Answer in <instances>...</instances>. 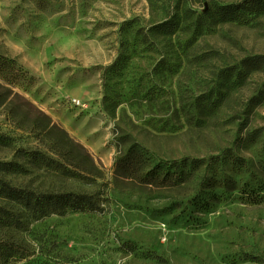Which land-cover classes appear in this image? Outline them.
I'll return each instance as SVG.
<instances>
[{"label":"rangeland","instance_id":"1","mask_svg":"<svg viewBox=\"0 0 264 264\" xmlns=\"http://www.w3.org/2000/svg\"><path fill=\"white\" fill-rule=\"evenodd\" d=\"M239 1L0 0V133L41 148L15 122L38 111L93 172L86 183L27 165L5 180L101 198L99 211L32 221L16 235L29 251L17 264H264V70L239 77L242 59L264 54V14H206ZM167 20L174 32L157 33ZM133 145L130 175L118 164ZM185 157L204 162L187 163L182 182L134 177Z\"/></svg>","mask_w":264,"mask_h":264},{"label":"trees","instance_id":"2","mask_svg":"<svg viewBox=\"0 0 264 264\" xmlns=\"http://www.w3.org/2000/svg\"><path fill=\"white\" fill-rule=\"evenodd\" d=\"M206 14L209 15L213 24L231 23L240 19L242 23H247L264 14V0H242L231 4L216 5L209 7ZM153 28L159 34L168 35L174 32L176 24L167 20ZM4 63L0 55V67ZM241 67L239 77H242V74L246 76L249 72L264 70V54L245 57L241 60ZM232 69L234 68L230 70ZM0 88H2L1 85ZM7 98L5 92H0V104L4 103ZM8 110L13 112V107H8ZM36 114L33 119L17 116L15 122L21 125V121H25L33 130L31 132L36 131L35 133L42 135L43 146L41 148H13V138L0 133V149L13 148L15 158L0 161V264H17L27 258L29 251L21 241L16 239V235L27 232L32 221L52 214L92 213L100 210L99 194L71 190H40L13 185L5 180L6 175L24 176L28 174L30 170L27 165H31L45 171L56 172L67 179L86 183L92 181L91 161L85 150L75 145L64 130L51 124L45 115L38 111ZM127 153V156L119 162L118 168L123 173L134 175L140 171L137 167L139 162L137 146H131ZM203 162L202 159L185 157L181 159V163L186 165L181 167L177 161L155 164L147 171L141 170L139 177H134L141 181L145 179L159 183L170 182L174 179L176 183H179L189 176L183 171L187 163L197 168Z\"/></svg>","mask_w":264,"mask_h":264}]
</instances>
